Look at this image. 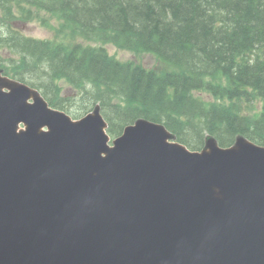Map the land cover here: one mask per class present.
I'll list each match as a JSON object with an SVG mask.
<instances>
[{
	"label": "water",
	"instance_id": "95a60500",
	"mask_svg": "<svg viewBox=\"0 0 264 264\" xmlns=\"http://www.w3.org/2000/svg\"><path fill=\"white\" fill-rule=\"evenodd\" d=\"M107 129L0 73V264H264V145Z\"/></svg>",
	"mask_w": 264,
	"mask_h": 264
},
{
	"label": "trees",
	"instance_id": "16d2710c",
	"mask_svg": "<svg viewBox=\"0 0 264 264\" xmlns=\"http://www.w3.org/2000/svg\"><path fill=\"white\" fill-rule=\"evenodd\" d=\"M41 14L73 37L151 53L165 70L26 36L22 26ZM0 73L54 109L75 105L76 118L98 104L112 137L142 118L192 151L207 136L221 147L238 136L263 145L264 0H0ZM59 80L77 97H61Z\"/></svg>",
	"mask_w": 264,
	"mask_h": 264
},
{
	"label": "rangeland",
	"instance_id": "374dc122",
	"mask_svg": "<svg viewBox=\"0 0 264 264\" xmlns=\"http://www.w3.org/2000/svg\"><path fill=\"white\" fill-rule=\"evenodd\" d=\"M40 17L42 18V21L40 20V18H38L31 22L25 23L22 26V32L26 36L38 40H48L55 43H76L82 46L102 47L107 51L109 56L115 58L118 61L133 62L149 70L161 68L165 70L166 66L162 64L156 58V56L151 53H136L125 49H120L110 43L86 41L85 39L73 37L72 33L67 28H65L64 26L62 27L60 22L55 21L47 14H41ZM57 85L60 87L61 97H77V92L72 89L64 80L57 81ZM202 97L206 100H211V98L206 94H203ZM71 107L72 108L67 111L68 113H66L69 114L72 118H76L73 113L75 105H72ZM259 107V102H256L254 104V109Z\"/></svg>",
	"mask_w": 264,
	"mask_h": 264
}]
</instances>
